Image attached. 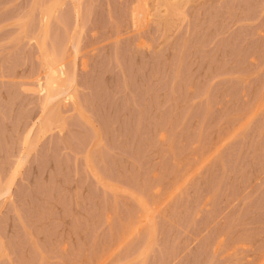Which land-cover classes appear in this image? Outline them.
<instances>
[{"label":"rangeland","instance_id":"obj_1","mask_svg":"<svg viewBox=\"0 0 264 264\" xmlns=\"http://www.w3.org/2000/svg\"><path fill=\"white\" fill-rule=\"evenodd\" d=\"M2 189L0 264H264V0H0Z\"/></svg>","mask_w":264,"mask_h":264},{"label":"bare ground","instance_id":"obj_2","mask_svg":"<svg viewBox=\"0 0 264 264\" xmlns=\"http://www.w3.org/2000/svg\"><path fill=\"white\" fill-rule=\"evenodd\" d=\"M141 12V11H140ZM138 14V13H137ZM137 14H136V17H137ZM44 58V61H45V57ZM45 64V63H43ZM42 64V66H43ZM44 68L43 69V73H42V79L40 83H37V86L44 92V95H43V103L46 104L48 103L50 100H52L54 97H56L57 95H59L62 91H63V88L62 86L60 85V82L58 80V76L56 73H53L48 67L47 65L45 64V66H43ZM40 81V80H38ZM44 116L43 114L40 116L38 122L39 124H37L38 126L35 127L37 128L38 130H36L37 134H39L40 132H44L46 129H45V121H44ZM42 118V119H41ZM5 188V187H4ZM7 188V187H6ZM5 188V189H6ZM1 193L0 195H3V193H5V190L2 189L0 190Z\"/></svg>","mask_w":264,"mask_h":264}]
</instances>
